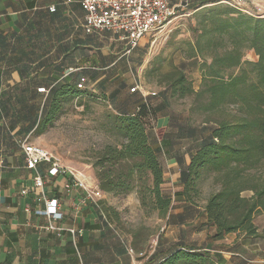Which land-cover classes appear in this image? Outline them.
Returning a JSON list of instances; mask_svg holds the SVG:
<instances>
[{"label":"crops","instance_id":"1","mask_svg":"<svg viewBox=\"0 0 264 264\" xmlns=\"http://www.w3.org/2000/svg\"><path fill=\"white\" fill-rule=\"evenodd\" d=\"M207 1L194 0L188 9ZM84 19L80 0H0V264H162L178 249L209 253L220 264H264V238L239 232L216 237L206 203L185 199L183 171L213 127L172 118L165 91H152L156 95L149 99L157 114L152 133L161 150V187L173 201L168 217L161 218L167 232L162 225L150 243L139 246L118 227L105 191L84 203L82 190H65L63 176H45L44 188L34 186V175L46 174L48 164L28 169L21 144L30 141L44 103L39 88L86 78L85 86L105 94L115 111L135 113L145 101L139 90L131 91L144 89L145 76L137 70L143 56L129 52L117 34L87 33ZM85 174L99 188L96 174ZM44 196L59 199V217L35 214L45 207ZM202 232L207 237L197 243L193 238Z\"/></svg>","mask_w":264,"mask_h":264},{"label":"trees","instance_id":"2","mask_svg":"<svg viewBox=\"0 0 264 264\" xmlns=\"http://www.w3.org/2000/svg\"><path fill=\"white\" fill-rule=\"evenodd\" d=\"M209 3L211 0L205 4ZM216 4L203 6L201 11L195 13V17L204 18V25L195 43L187 41L191 49L188 58L198 57L202 45L209 48L225 47L229 41L230 48L217 52L213 62L206 63L209 71L203 75L199 90L194 89L182 67L172 65L173 71L166 76L168 85L162 91H165L167 100L169 90L182 97L194 95L199 99L204 98L206 103L203 108L209 112L227 103L254 107V103L264 101V90L260 89L264 85V18H256L224 4ZM246 42L248 48L259 56L257 62H250L258 73V85L246 81L245 74L232 75L228 79L224 77L226 71L249 63L244 61L245 49L242 48ZM45 88L48 92H40V88L38 89L43 94L44 103L33 122L34 132L37 135L46 132L71 102L86 106L89 102L107 101L111 112L104 114L103 128L110 138H116V142L107 143L92 156L99 189L110 196L127 195L138 183L141 202L146 204L143 190L149 189L158 215L166 219L173 201L161 187L164 183V168L161 150L155 146L156 137L152 133L157 114L149 99L154 95L142 96L145 101L137 111L126 114L115 111L105 94L95 93L87 87L80 89L78 83H56L51 88ZM172 118L179 119L173 117V114ZM190 121L188 125L191 124ZM208 122L213 127L211 138L205 140L191 155V163L183 171V195L187 201L198 204L192 194L194 183L203 172H214L221 187L206 199L205 213L207 224L216 229L215 236L239 232L249 237L264 238L254 221L257 213L264 214V183H252L251 174H247L249 168L264 162V116L246 115L233 121L219 120L214 125L213 120L207 119L202 124H209ZM250 189L253 195L244 196L243 192ZM112 215L119 220L115 213L112 212ZM162 264L220 263L209 253L178 249L169 254Z\"/></svg>","mask_w":264,"mask_h":264},{"label":"rangeland","instance_id":"3","mask_svg":"<svg viewBox=\"0 0 264 264\" xmlns=\"http://www.w3.org/2000/svg\"><path fill=\"white\" fill-rule=\"evenodd\" d=\"M258 4L263 7V11L258 12L254 5L249 4V6L260 17L264 15V0H258ZM215 5L217 4L213 1L208 5H193L186 12L179 14L171 27L157 35V42L154 45H151V40L146 37L143 39L142 45L136 48L137 50L134 49L143 56L142 58L139 57L137 70L138 73L145 76L144 90L146 92H159L167 87L166 76L173 71L172 65L186 69V74L193 83L194 89L197 91L201 88L203 75L209 71L206 63H212L217 52L225 51L231 46L229 41L224 45L225 47L209 48L202 45L201 54L198 57L188 58L191 49L187 41L191 40L195 43L196 37L200 36L204 25V18L202 16L195 17V13L201 11L203 6ZM248 46L246 42L243 43L242 48L245 49L244 61H249V63L246 62L238 68L226 71L224 77L228 79L232 75L245 74L246 81L258 85V73L250 62H257L259 56ZM260 89L264 90V85L260 86ZM168 98V105L173 117L191 120V124L194 125H201L207 119L213 120L212 125H214L219 120L233 121L246 115L264 116V101L259 102V104L254 103L256 105L254 107L227 103L209 112L203 108V104L206 103L204 98L199 99L194 95L182 97L179 93L173 94L170 90ZM106 112H111V108L104 100L96 103L89 102L86 106L71 102L64 107L60 117L46 132L37 135L33 131L30 141L46 147L71 168L84 171V174L88 170L95 173L92 166L94 153L102 149L107 143L116 142V138H110V135L103 128ZM247 174H251L252 183H264V162L249 168ZM217 178V174L214 172L205 171L196 179L192 194L200 205L203 206L210 195L220 190L221 185ZM139 185L136 183V187L127 195L111 196L110 208L111 212L115 213L119 219L117 221L118 227L126 232L127 237L133 243L142 246L153 240L160 232L159 229L162 225H164L165 232H167V228L165 221H161V217L151 201L149 189L145 190L144 188L143 190L146 204L141 202L138 194L139 190L141 191ZM243 195L250 197L253 195V191L251 189L246 190ZM254 221L260 229V233L264 234V214L257 213ZM206 237L207 233L202 232L201 234L197 233L193 239L197 240V243H203Z\"/></svg>","mask_w":264,"mask_h":264},{"label":"built area","instance_id":"4","mask_svg":"<svg viewBox=\"0 0 264 264\" xmlns=\"http://www.w3.org/2000/svg\"><path fill=\"white\" fill-rule=\"evenodd\" d=\"M194 0H179L177 4H172L170 0H80V4L85 13L84 27L87 33L98 31H108L117 34L129 45V52L138 48L143 39L148 37L151 45L157 42V35L166 31L172 26L174 19L184 13ZM224 4L228 7L238 9L244 14L258 17L249 4L254 5L258 12L263 11V7L258 4V0H211ZM54 10V7L51 9ZM86 78H81L78 82L80 89H85ZM140 91L144 96L155 95L146 92L143 88L135 86L131 91ZM40 92H48L45 87L39 89ZM25 154L26 166L30 170H37L40 165L47 163L46 174L36 173L34 176V186L44 188L45 176L56 178L65 177V190L72 193L79 189L84 192L82 202L88 200L95 202L102 198L104 191L93 188L88 183L87 175L83 172L65 165L59 157L46 147L36 145L31 141H23L21 144ZM30 189H24L23 194L28 195ZM44 208L35 210L38 216L49 218L59 217L60 201L57 197L44 196ZM49 228H55L52 224ZM75 234L76 230H71Z\"/></svg>","mask_w":264,"mask_h":264}]
</instances>
